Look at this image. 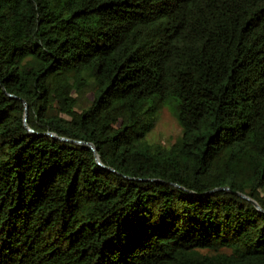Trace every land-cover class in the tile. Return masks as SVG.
<instances>
[{
  "label": "trees",
  "instance_id": "obj_1",
  "mask_svg": "<svg viewBox=\"0 0 264 264\" xmlns=\"http://www.w3.org/2000/svg\"><path fill=\"white\" fill-rule=\"evenodd\" d=\"M0 264H264V0H0Z\"/></svg>",
  "mask_w": 264,
  "mask_h": 264
},
{
  "label": "rangeland",
  "instance_id": "obj_2",
  "mask_svg": "<svg viewBox=\"0 0 264 264\" xmlns=\"http://www.w3.org/2000/svg\"><path fill=\"white\" fill-rule=\"evenodd\" d=\"M91 98L90 94H87ZM177 106L174 99L167 100L157 113L153 130L148 134L150 143L169 146L181 135V128L176 119Z\"/></svg>",
  "mask_w": 264,
  "mask_h": 264
},
{
  "label": "water",
  "instance_id": "obj_3",
  "mask_svg": "<svg viewBox=\"0 0 264 264\" xmlns=\"http://www.w3.org/2000/svg\"><path fill=\"white\" fill-rule=\"evenodd\" d=\"M26 117H27V113L25 114V121H26ZM27 127V126H26ZM27 130H28V132L29 133H33V129L32 128H30V127H27ZM46 135H48V136H50V137H52V138H55V139H58V140H62V141H70V142H76V143H84V144H86L87 146H89L91 149H92V151L95 153V155H96V157H97V163L100 165V166H102L103 168H105V169H108V170H112L113 171V169H111V168H109V167H106L101 161H100V159H99V157H98V155H97V151H96V149H95V147H94V145L92 144V143H85V142H81V141H75V140H69V139H67V138H65V137H59V136H57L56 134H54V133H51V132H47V133H45ZM221 189H224V190H227V191H229L230 189L229 188H221ZM191 194H194V193H192V192H190ZM205 194H208V193H205ZM235 194H237V195H239V196H241L242 198H245V199H247L248 201H250L259 211H262L263 212V209L255 202V201H253V200H251L249 197H247V196H245L244 194H241V193H239V192H235Z\"/></svg>",
  "mask_w": 264,
  "mask_h": 264
}]
</instances>
